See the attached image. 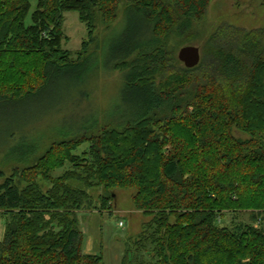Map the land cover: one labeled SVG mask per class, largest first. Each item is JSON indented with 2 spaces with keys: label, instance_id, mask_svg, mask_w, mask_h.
<instances>
[{
  "label": "trees",
  "instance_id": "trees-1",
  "mask_svg": "<svg viewBox=\"0 0 264 264\" xmlns=\"http://www.w3.org/2000/svg\"><path fill=\"white\" fill-rule=\"evenodd\" d=\"M209 1H131L146 32L109 67L127 73L134 108L84 117L21 170H0V264H103L83 251L78 213L110 210L117 190H132L134 210L150 218L122 264H264V29H216L192 69L166 46ZM119 3L37 0L26 25L30 0H0V102L32 100L56 72L80 66L96 19L112 23ZM67 12L87 30L75 53L62 48ZM226 213L250 223L226 225Z\"/></svg>",
  "mask_w": 264,
  "mask_h": 264
},
{
  "label": "rangeland",
  "instance_id": "rangeland-1",
  "mask_svg": "<svg viewBox=\"0 0 264 264\" xmlns=\"http://www.w3.org/2000/svg\"><path fill=\"white\" fill-rule=\"evenodd\" d=\"M131 1L120 0L117 17L112 23L103 24L99 17L96 19L93 40L80 66L56 72L50 84L32 100L14 105L0 102V170L5 177L16 169L21 170L24 167L22 162L38 156L52 141L60 139L68 127L82 123L84 117L100 123L111 117L118 118L134 108L135 92L126 86L127 73L123 68L109 67L114 54L124 55L143 39L146 32L142 18L128 8ZM36 4L37 0H30L26 25H31ZM222 26L246 31L264 29V0H210L204 17L192 21L182 35L172 34L167 49L177 55L183 47H196L201 59L210 36ZM63 32L62 48L78 52L87 38V30L77 13L64 14ZM72 58L75 60V55ZM234 135L241 140L248 138L238 131ZM86 148L81 147L77 154ZM68 168L66 165L53 175L59 176ZM39 182L46 191L49 184ZM91 194L99 205L100 192L92 191ZM132 194V190H117L110 210L78 213L83 251L101 255L103 264H122L126 245L131 246L143 225L150 220L134 210ZM249 219L248 213H226L222 222L226 225L250 223ZM120 222L122 227L118 225ZM3 224L4 218L0 216V237ZM148 253L144 254L145 260L150 258Z\"/></svg>",
  "mask_w": 264,
  "mask_h": 264
},
{
  "label": "water",
  "instance_id": "water-1",
  "mask_svg": "<svg viewBox=\"0 0 264 264\" xmlns=\"http://www.w3.org/2000/svg\"><path fill=\"white\" fill-rule=\"evenodd\" d=\"M177 59L186 69H192L200 62V51L196 47H183L178 51Z\"/></svg>",
  "mask_w": 264,
  "mask_h": 264
},
{
  "label": "built area",
  "instance_id": "built-area-1",
  "mask_svg": "<svg viewBox=\"0 0 264 264\" xmlns=\"http://www.w3.org/2000/svg\"><path fill=\"white\" fill-rule=\"evenodd\" d=\"M118 225H119V227H122V226H123V223H122V222H120Z\"/></svg>",
  "mask_w": 264,
  "mask_h": 264
}]
</instances>
